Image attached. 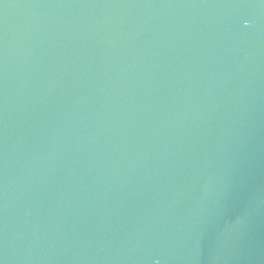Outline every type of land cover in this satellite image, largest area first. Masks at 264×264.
I'll return each mask as SVG.
<instances>
[{"label": "water", "instance_id": "95a60500", "mask_svg": "<svg viewBox=\"0 0 264 264\" xmlns=\"http://www.w3.org/2000/svg\"><path fill=\"white\" fill-rule=\"evenodd\" d=\"M0 264H264V0H0Z\"/></svg>", "mask_w": 264, "mask_h": 264}]
</instances>
